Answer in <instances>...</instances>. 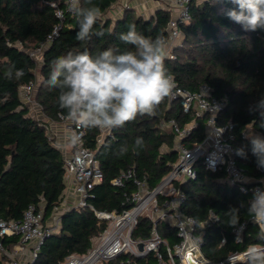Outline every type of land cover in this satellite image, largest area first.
<instances>
[{"label": "trees", "instance_id": "obj_1", "mask_svg": "<svg viewBox=\"0 0 264 264\" xmlns=\"http://www.w3.org/2000/svg\"><path fill=\"white\" fill-rule=\"evenodd\" d=\"M117 0H92L101 9V16L93 28L90 40L78 41V18L67 13L60 34L48 44L40 60L29 53V49L46 41L58 18L51 0H0V219L21 220L25 210L34 206L42 210L48 220L60 203L66 189L65 155L50 136L47 121L58 120L64 115L58 107V90L50 88L46 81L51 70V61L68 52L84 50L96 55L113 48L124 51L131 48L119 40V34L135 24L137 31L150 38L163 35L169 38L167 29L171 11L162 7L150 16L137 14L125 8L119 14L109 15ZM63 3V1H61ZM235 7L227 0L208 3L206 0L191 2V20L182 25V40L173 48L175 57L165 59V65L180 86L196 91L204 83L213 88V95L225 98L227 104L218 116L219 122L231 119L237 149L247 145L243 134L251 126L264 135L259 127V116L250 114L248 108L264 94V30L245 31L224 15V11ZM103 32L102 36L95 35ZM9 64L23 69L20 80H8L4 76ZM35 83L34 100L41 107L45 119L30 114V107L20 95L21 87ZM174 117L181 123L189 122L190 114L183 112L178 103L169 107L168 98L152 116H139L133 122L110 132L103 129H85L84 143L95 152L104 174L103 181L90 190L88 201L99 210H122L129 207L125 193L134 188L132 181L117 186L112 180L121 171L133 168L136 175L153 188L171 169L178 158L175 150V133L162 126V122ZM256 119L255 123L251 121ZM47 120V121H46ZM143 137L144 148L139 155L130 150L122 157L113 155L121 144L133 145L136 137ZM204 137L203 118L185 140L187 146ZM245 172L262 177L264 169L258 168L256 157L248 151L247 158L237 156ZM194 179L180 184L186 194L183 209L195 217L202 227L204 243L201 251L212 262H221L234 251H244L248 245L259 243L255 225L246 213L250 200L248 193L231 186L223 178V172L208 170L202 161L196 163ZM238 207L240 222H246L241 241H237L233 227L226 225L225 212ZM215 210L220 221L207 222L210 211ZM106 221L99 223L89 207L68 208L61 215L58 230L47 236L37 251L36 257L27 264H65L73 255L86 254L92 246V238L100 234ZM162 236L173 244L179 240L176 230L166 222L158 225ZM151 222L142 216L133 236L146 238L150 235ZM226 240L222 242V238ZM21 241L19 235L5 236L4 247L12 250ZM164 259L168 256L163 251ZM7 256L0 252V264H8ZM102 264H161L154 252L137 256L121 252ZM246 264V262L241 263Z\"/></svg>", "mask_w": 264, "mask_h": 264}, {"label": "built area", "instance_id": "obj_2", "mask_svg": "<svg viewBox=\"0 0 264 264\" xmlns=\"http://www.w3.org/2000/svg\"><path fill=\"white\" fill-rule=\"evenodd\" d=\"M157 1L162 3L160 7L171 11L167 26L169 32L167 44L168 57L173 58L175 57L173 48L181 42L183 36L181 27L191 20L190 6L193 0ZM50 3L55 8L58 22L55 23L44 43L29 49L30 55L37 60L42 58L44 48L60 34L66 15L69 13L65 0H51ZM129 7L132 5L127 0H117L113 5V8L117 10L116 14ZM175 83L173 95L168 98L169 107L178 103L184 113L192 116L186 123H181L174 117L162 122V126L172 129L175 133L174 147L178 158L153 188H150L144 179L138 177L133 168L121 171L112 183L124 186L126 181L131 180L134 185L132 191L125 193L124 201L129 202L130 205L122 210H99L88 201L92 187L103 181V171L95 157V152L84 143L85 129L65 119L63 114H58L59 120L64 123L65 140L55 143L65 155L66 189L60 203L54 208L52 216L46 221L43 211L37 210L32 205L25 210L21 220L0 219V252L7 256L8 264H27L32 261L44 239L58 230L62 213L71 207L78 209L89 207L94 211L99 223L106 221V226L100 234L92 238V246L86 254H73L66 259L65 264H73L75 261L102 264L104 260L113 258L121 252H129L137 256L154 252L161 264H241L246 262V250L231 252L221 262H212L204 256L201 248L204 243L202 227L205 222L198 223L195 217L183 209L186 194L180 184L196 177V163L202 161L208 170L223 172V179L228 184L236 186L243 193H248L251 199L255 189H264V175L260 178L250 175L238 163L236 148L232 143L233 122L231 119L225 122L218 121V116L225 108L227 100L214 96L213 88L206 83L196 91L180 86L176 79ZM34 91L33 81L24 84L20 90L21 98L30 107V114L45 119L40 105L34 100ZM200 118H203L204 137L192 146H187L185 140L199 125ZM47 127L49 129L48 122ZM221 128L223 132H220ZM251 131L254 130L248 126L243 134ZM73 133L81 137L79 144L70 142ZM68 192L72 193L74 200H68ZM211 214L212 211L209 216ZM142 216L147 217L151 222L150 235L146 238H135L133 232ZM160 222H166L175 228L179 240L171 244L166 237L162 236L158 228ZM245 228V221L232 228L236 238L239 236L237 241L242 240ZM12 235H19L21 241L16 243L12 250H7L4 247L3 238ZM225 240L226 238L223 237L222 242ZM141 245L142 248H140ZM163 251L168 256L167 260L164 259Z\"/></svg>", "mask_w": 264, "mask_h": 264}, {"label": "clouds", "instance_id": "obj_3", "mask_svg": "<svg viewBox=\"0 0 264 264\" xmlns=\"http://www.w3.org/2000/svg\"><path fill=\"white\" fill-rule=\"evenodd\" d=\"M215 3L218 0H206ZM235 7L224 11V15L245 31L264 30V0H227ZM66 9L78 18V41L90 40L94 25L102 12L92 0H65ZM119 40L132 46L124 51L107 48L96 55L84 50L68 52L51 61V70L46 84L58 90V107L65 119L82 129L111 131L122 128L139 116H152L158 107L173 95L175 78L165 65L168 44L163 35L154 39L140 34L135 24H129ZM95 35L102 36L103 32ZM23 69L9 64L4 71L8 80H20ZM218 110V109H217ZM250 114L259 116V127L264 129V94L248 108ZM256 122V119L251 121ZM223 132V129H220ZM247 145L237 148L236 155L247 158L248 151L256 157L258 168L264 169V135L257 131L245 133ZM81 137L73 133L70 142L79 144ZM143 137H136L133 145L121 144L113 155L125 156L131 150L139 155L144 148ZM246 213L258 226L259 243L248 245L245 252L246 264H264V189H255L248 201ZM226 225L237 227L241 212L230 207L226 212ZM209 221H220L215 210ZM243 227V226H241ZM239 236H237L238 238Z\"/></svg>", "mask_w": 264, "mask_h": 264}, {"label": "crops", "instance_id": "obj_4", "mask_svg": "<svg viewBox=\"0 0 264 264\" xmlns=\"http://www.w3.org/2000/svg\"><path fill=\"white\" fill-rule=\"evenodd\" d=\"M149 5H151L153 7V11H155L156 9L160 8V6L158 5V1H152L150 0ZM117 12V10L115 8L112 7V9L109 11V15L113 16L115 15ZM153 13V12H151ZM151 15V14H150ZM150 15H146V16H150ZM49 124V133L52 137H54V141L55 142H62L65 140V131H64V123L61 120H50L47 121ZM69 194V192H68ZM68 200L72 201L74 200V197L72 196V193L69 194L68 196Z\"/></svg>", "mask_w": 264, "mask_h": 264}, {"label": "rangeland", "instance_id": "obj_5", "mask_svg": "<svg viewBox=\"0 0 264 264\" xmlns=\"http://www.w3.org/2000/svg\"><path fill=\"white\" fill-rule=\"evenodd\" d=\"M127 1L131 3L132 8L136 11L137 14H143L146 16L154 13L153 7L149 5L150 0H127ZM152 1H156V0H152ZM161 4L162 3L158 1V5L160 6Z\"/></svg>", "mask_w": 264, "mask_h": 264}, {"label": "bare ground", "instance_id": "obj_6", "mask_svg": "<svg viewBox=\"0 0 264 264\" xmlns=\"http://www.w3.org/2000/svg\"><path fill=\"white\" fill-rule=\"evenodd\" d=\"M89 262H84V261H75L73 264H88Z\"/></svg>", "mask_w": 264, "mask_h": 264}, {"label": "water", "instance_id": "obj_7", "mask_svg": "<svg viewBox=\"0 0 264 264\" xmlns=\"http://www.w3.org/2000/svg\"><path fill=\"white\" fill-rule=\"evenodd\" d=\"M140 248H142V245L140 246Z\"/></svg>", "mask_w": 264, "mask_h": 264}]
</instances>
